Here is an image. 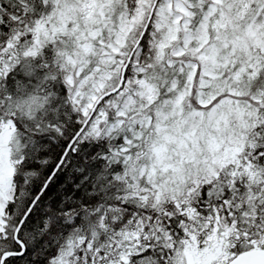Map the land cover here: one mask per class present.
I'll use <instances>...</instances> for the list:
<instances>
[{
    "label": "snow or ice",
    "instance_id": "6c2138e0",
    "mask_svg": "<svg viewBox=\"0 0 264 264\" xmlns=\"http://www.w3.org/2000/svg\"><path fill=\"white\" fill-rule=\"evenodd\" d=\"M0 264H264V0H0Z\"/></svg>",
    "mask_w": 264,
    "mask_h": 264
}]
</instances>
